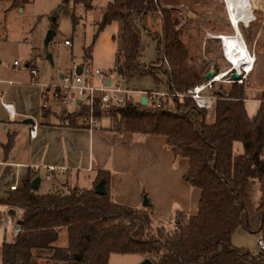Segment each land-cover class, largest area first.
<instances>
[{
	"label": "trees",
	"instance_id": "16d2710c",
	"mask_svg": "<svg viewBox=\"0 0 264 264\" xmlns=\"http://www.w3.org/2000/svg\"><path fill=\"white\" fill-rule=\"evenodd\" d=\"M22 2L26 0L13 5ZM71 4L93 8L91 0H63L60 11L72 16L75 25L79 18ZM154 11L161 13L163 28L157 39V60L147 65L142 62L138 20ZM116 20L123 23L124 43L116 68L122 66L130 78L150 75L165 82L170 92L181 93L207 80L209 69L198 70L189 63L175 10L162 7L158 0H112L97 21L98 31ZM86 56H91V48ZM162 63L167 66L160 68ZM247 87L234 83L224 94L214 92L218 99L213 123L208 122L209 110L189 97L164 101L157 108L131 101L103 114L111 117V128L120 133L166 136L179 158L189 160L185 180L202 191L196 216L177 210L175 228L166 233L154 227L156 220L166 226L151 203L137 208L114 199L108 170H99L95 182L105 179L104 195L79 186L41 193L32 187L39 176L35 174L23 188L0 199L1 204L22 211L15 238L3 245L1 264H109L112 254H141L155 264H264V253L253 254L232 243L239 228L264 237V91L257 112L250 116ZM81 116L74 113L68 125L62 122L88 128ZM238 142L243 147L240 152L235 150Z\"/></svg>",
	"mask_w": 264,
	"mask_h": 264
},
{
	"label": "crops",
	"instance_id": "0c3cea01",
	"mask_svg": "<svg viewBox=\"0 0 264 264\" xmlns=\"http://www.w3.org/2000/svg\"><path fill=\"white\" fill-rule=\"evenodd\" d=\"M33 65H36L35 59L27 61L24 67L19 62V66L5 68L0 52V199L8 197L11 185L17 183L18 188H23L35 174L41 177L40 192L43 179L56 181L41 193L66 184L63 177L76 186L92 189L98 171L104 169L110 172V189L116 201L143 208L146 197L159 217L170 211L168 223L175 221L177 209L196 216L202 191L185 180L189 160L179 158L176 148L168 145L166 136L120 133L111 128L109 121L97 130L64 125L65 116L61 113L64 109L45 111L41 107V86L32 82L35 78L30 72ZM40 78L39 70L35 79L39 83L58 80V76L57 80ZM231 87L232 84L225 85V89ZM246 97L248 113L253 116L260 99L249 93ZM3 101L14 104V119L9 117ZM210 115L208 122L213 123L216 115L213 118ZM28 119L38 124L35 137L30 136L33 123H28ZM45 165H55L61 170L46 178ZM35 166L40 169L35 170ZM21 213L0 203V264L4 243L12 242L19 230L17 219Z\"/></svg>",
	"mask_w": 264,
	"mask_h": 264
},
{
	"label": "rangeland",
	"instance_id": "374dc122",
	"mask_svg": "<svg viewBox=\"0 0 264 264\" xmlns=\"http://www.w3.org/2000/svg\"><path fill=\"white\" fill-rule=\"evenodd\" d=\"M16 1L24 0H0V21L4 29L0 52L5 68L11 69L15 60L24 67L27 61L35 59L41 80L46 78L52 80L53 77L56 79L60 73L70 71L74 61L79 64H90L103 71L116 68L117 53L124 46L123 23L119 20L113 21L100 32L97 25L103 9L112 0H91L93 8L90 10H86L83 4L76 6L71 4L70 7H73L79 18L77 25L74 24L72 16L60 11L63 0H26L20 5H13ZM158 2L162 7L173 9L180 15L179 27L183 29V40L189 48L191 65L195 64L198 70L205 67L204 70L214 69L219 73L233 67L224 55L222 40L210 35L231 36L234 33L224 0H158ZM257 3L254 9L255 19L248 26L244 24L240 26L250 54L255 57L254 68L243 83L248 85L246 93L253 97H260L264 91V0H257ZM138 23L143 33L142 62L150 65L157 60V39L161 36L163 28L161 13L150 12L143 20L139 19ZM54 24H56L55 35L46 46L47 34ZM66 39L72 42L71 46L63 44ZM54 42H59L61 45L54 46ZM90 48L91 56L87 57L86 52ZM163 66L166 67L167 64L162 63L160 68H164ZM159 79L164 78L160 75ZM131 83L139 89L167 90L165 82L158 83L150 75L131 78ZM229 84L234 83L218 82L214 92H219L218 90L222 88L224 91H229L230 89H225V85ZM171 105L174 107L173 104ZM54 108L61 110L59 106ZM213 110L209 111L210 118L215 115ZM108 121L111 125V117L104 118L101 123L106 126ZM239 146L242 151V143L238 142L235 145L237 152L240 150ZM81 174L87 175L86 172ZM63 180L66 184H61V187L54 191H68L76 186L65 177ZM42 182L41 192H45L56 181L43 179ZM169 216L168 210V214L158 217L166 227L163 228L158 220L154 222V227L163 229L166 233L173 231L176 221L168 223ZM1 218L2 214H0V223ZM232 243L235 247L244 248L253 254L260 253L258 237L243 228L235 231ZM144 260L145 257L141 254H112L109 264H142Z\"/></svg>",
	"mask_w": 264,
	"mask_h": 264
},
{
	"label": "built area",
	"instance_id": "2783aa9c",
	"mask_svg": "<svg viewBox=\"0 0 264 264\" xmlns=\"http://www.w3.org/2000/svg\"><path fill=\"white\" fill-rule=\"evenodd\" d=\"M243 24V23H241ZM4 39L3 23L0 21V41ZM223 42V41H222ZM66 46H71L72 42L66 39L63 43ZM61 43L54 42V46H60ZM224 46V43H223ZM225 49V46H224ZM225 55V54H224ZM227 59V58H226ZM15 66H19V61L14 62ZM81 66V71L79 67ZM214 70V69H213ZM226 76L222 79H217L219 72L209 80L204 81L186 92H170L162 89H139L135 88L131 83V78L126 71L120 72L118 68L103 71L100 68L93 67L90 64H78L74 62L70 71L61 74L57 81L51 83H39L35 79L39 76V69L36 65L31 66L30 72L33 76L32 82L38 83L41 86V103L45 111L53 110L54 106H59L64 109L63 119L68 125L69 115L80 113L81 121H84L88 128L97 130L103 128L102 120L105 114L114 112L125 107L131 101H141L146 99V104L152 108L161 107L164 101L179 97H189L194 100L197 106L201 109L212 110L215 107V102L218 96L214 94L218 82L225 83H240L243 84L249 72L238 71L242 77L234 80L231 78V73L237 71L233 67L225 70ZM12 81H10L11 83ZM224 94V89L218 90ZM9 117L15 118L14 104L10 101H3ZM84 110V113L82 112ZM104 114V115H103ZM38 124L33 123L30 128V136L37 135ZM47 173L46 178H51L52 173L61 170L55 165L43 166ZM35 170H39L40 166H35ZM18 189V184L10 186V190ZM259 252L264 253V237L258 235Z\"/></svg>",
	"mask_w": 264,
	"mask_h": 264
},
{
	"label": "bare ground",
	"instance_id": "6f19581e",
	"mask_svg": "<svg viewBox=\"0 0 264 264\" xmlns=\"http://www.w3.org/2000/svg\"><path fill=\"white\" fill-rule=\"evenodd\" d=\"M229 14V22L234 30L231 36L226 34L213 35L221 39L225 46V57L237 71L251 72L254 68L255 57L250 54L249 47L242 35L241 23L248 26L254 19V9L257 7V0H224ZM234 35V36H232ZM226 71L218 74L217 79H222Z\"/></svg>",
	"mask_w": 264,
	"mask_h": 264
},
{
	"label": "water",
	"instance_id": "95a60500",
	"mask_svg": "<svg viewBox=\"0 0 264 264\" xmlns=\"http://www.w3.org/2000/svg\"><path fill=\"white\" fill-rule=\"evenodd\" d=\"M55 35V29H51L48 34H47V37H46V40H45V44L46 46L49 44V42L53 39ZM79 70L81 71V66L79 67ZM119 71L120 72H123L124 71V68L121 66L119 67ZM216 75V71L211 69L209 70V72L206 74V79L209 80V79H212L214 76ZM231 78L234 79V80H237V79H240L242 77V75L238 72V71H234L231 73ZM143 100V104H146V99L145 98H142ZM27 122L29 123H34V120L33 119H28ZM40 183H41V177L40 176H37L33 181H32V187L35 188V189H39L40 188ZM95 191L96 193L98 194H106L107 193V189H106V182H105V179L102 178L96 185H95ZM150 203L149 201L147 200V198L145 197L144 198V205L145 206H148ZM142 264H155L153 261H151L150 259H145Z\"/></svg>",
	"mask_w": 264,
	"mask_h": 264
}]
</instances>
